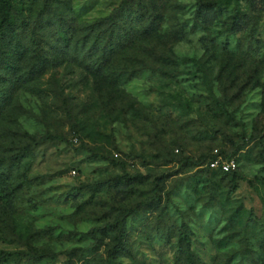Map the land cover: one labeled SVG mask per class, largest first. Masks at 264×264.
Here are the masks:
<instances>
[{
	"label": "rangeland",
	"instance_id": "rangeland-1",
	"mask_svg": "<svg viewBox=\"0 0 264 264\" xmlns=\"http://www.w3.org/2000/svg\"><path fill=\"white\" fill-rule=\"evenodd\" d=\"M13 1L31 25L0 53V264H180L182 232L201 264H264V0H173L164 27H194L173 74L121 87L48 45L64 1L83 23L120 0ZM41 59L65 64L31 78Z\"/></svg>",
	"mask_w": 264,
	"mask_h": 264
},
{
	"label": "trees",
	"instance_id": "trees-1",
	"mask_svg": "<svg viewBox=\"0 0 264 264\" xmlns=\"http://www.w3.org/2000/svg\"><path fill=\"white\" fill-rule=\"evenodd\" d=\"M64 2L67 4L68 14L57 16L58 27L53 30L51 43L48 45H52L63 56L71 55L74 61L79 62L95 76L102 74L105 79L111 78V82L119 87L126 81L137 78L144 71L157 72L162 76L173 74L176 60L172 45L194 29L193 27L188 31L182 23L167 29L164 27L168 12L173 9V0H120L117 7L108 14L83 23L77 19L80 11L75 15L72 6ZM47 4L46 2L44 10L37 16L35 24L51 23L53 7ZM216 8L214 2L199 4L196 20H201L204 24L206 17L214 14ZM240 22L241 12L238 11L232 26H240ZM30 25L29 18L16 13L13 0H0V53H5L3 50L13 42L19 46L24 38L23 31L29 29ZM29 63L31 64L28 74L31 78L33 75L40 77L48 69L65 64L64 59H41ZM15 68H19V63ZM216 105L221 114L229 117L227 109L220 101H216ZM33 140L37 144L45 138L40 141ZM219 154L223 156L222 152ZM215 158L213 155L207 163L210 170L220 172L224 176L232 175L234 180L238 178L237 171L226 173L211 169L210 162ZM179 243L180 264H201L192 253L191 239L185 232L180 234ZM115 248L117 252L119 246ZM113 253L115 255V252Z\"/></svg>",
	"mask_w": 264,
	"mask_h": 264
},
{
	"label": "built area",
	"instance_id": "built-area-1",
	"mask_svg": "<svg viewBox=\"0 0 264 264\" xmlns=\"http://www.w3.org/2000/svg\"><path fill=\"white\" fill-rule=\"evenodd\" d=\"M75 141L77 142V139H75ZM214 155L216 156V158L210 162V168L211 169H214V170L219 169V170L226 172V173L236 170L237 166H236L235 161L223 160L222 156L220 154H218V151H215ZM117 156L118 155H116V157Z\"/></svg>",
	"mask_w": 264,
	"mask_h": 264
}]
</instances>
